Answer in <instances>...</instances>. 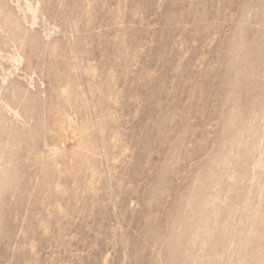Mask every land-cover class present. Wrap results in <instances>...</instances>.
<instances>
[{
    "label": "rangeland",
    "instance_id": "rangeland-1",
    "mask_svg": "<svg viewBox=\"0 0 264 264\" xmlns=\"http://www.w3.org/2000/svg\"><path fill=\"white\" fill-rule=\"evenodd\" d=\"M0 264H264V0H0Z\"/></svg>",
    "mask_w": 264,
    "mask_h": 264
}]
</instances>
